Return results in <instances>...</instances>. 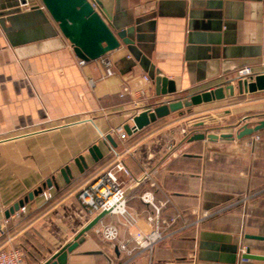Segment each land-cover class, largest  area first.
<instances>
[{"label": "crops", "instance_id": "obj_1", "mask_svg": "<svg viewBox=\"0 0 264 264\" xmlns=\"http://www.w3.org/2000/svg\"><path fill=\"white\" fill-rule=\"evenodd\" d=\"M35 1L43 17H28L8 35L0 25V249L21 247L27 264L44 263L93 219L79 204L80 190L120 162L128 175L117 176L137 228L150 229L151 209L139 199L150 193L155 203H165V221L177 217L162 227L172 237L129 258L92 230L66 264H213L207 260L215 253L222 258L216 264H229L226 249L238 243L264 256V242L244 239L264 237V130L254 134L260 141L253 145L254 135L188 142L199 133L235 135L263 120L264 91L235 89L233 97L171 113L131 136L117 134L162 99L212 91L243 68L264 73V0H116L121 24L142 30L154 72L175 84L176 93L167 96H156L149 73L124 47L79 66L72 46ZM100 60L110 61L112 76L105 77ZM92 147L102 155L98 162ZM79 157L88 167L83 173ZM65 168L72 179L62 175ZM48 180L49 201L39 195L23 214L5 219L8 209ZM102 222L125 238L119 217Z\"/></svg>", "mask_w": 264, "mask_h": 264}, {"label": "water", "instance_id": "obj_2", "mask_svg": "<svg viewBox=\"0 0 264 264\" xmlns=\"http://www.w3.org/2000/svg\"><path fill=\"white\" fill-rule=\"evenodd\" d=\"M51 20L57 25L60 34L69 42L73 48L74 54L81 60L86 62L96 61L105 55L124 47L133 60L149 73L150 79L155 85L156 96H167L176 93L175 84L172 81L156 74L150 65L149 54L144 45L145 37L139 27L132 26L131 23L121 24L119 2L116 0H39ZM114 1L116 4L114 5ZM20 6H29L31 10L27 13L21 11ZM34 15H42L35 0H0V25L8 35L10 31L15 29L19 23L25 21L28 17ZM9 23V27L5 23ZM240 94H251L258 91H264V73L256 74L250 81H237L234 85L226 87H218L212 91L203 92L193 95L187 100L176 101L168 105H159L152 111H144L132 118V126L123 127L125 134H132L141 131L145 127L157 122L158 120L176 113L183 109H190L203 103L213 101H221L226 97H233L234 91ZM199 126H202L199 124ZM264 130V119L257 122L254 126H243L235 135L232 134H195L192 135L188 142L194 141H218V140H242ZM113 148L116 143L111 136L105 138ZM94 162L102 159L100 151L96 147L89 150ZM80 173L87 170V165L82 157L75 161ZM72 179L68 168L62 171V175ZM66 182H68L66 180ZM51 180L29 193L22 200L18 201L8 211L4 217L8 219L11 215L23 207L29 201L38 197L46 188H51ZM107 212L95 216L83 229L77 233L73 240L65 244L60 250L54 253L49 259L42 264H66L67 255L71 254L80 244L86 234L91 232L99 222L106 216ZM1 229V226H0ZM245 240L264 242L263 236L245 235ZM240 244L234 245L230 250L232 260L229 264L240 263L245 261H263L264 256L254 255L250 253L248 248L240 252ZM223 251V250H222ZM218 254H211L207 260L210 263L221 262Z\"/></svg>", "mask_w": 264, "mask_h": 264}, {"label": "built area", "instance_id": "obj_3", "mask_svg": "<svg viewBox=\"0 0 264 264\" xmlns=\"http://www.w3.org/2000/svg\"><path fill=\"white\" fill-rule=\"evenodd\" d=\"M86 61L79 59L78 65L84 66ZM100 65L104 69L105 77L113 75L111 69V63L108 60H100ZM256 74H253L249 68H243L239 70L234 79L226 81L221 87L229 85H235L237 81L247 80L250 81ZM144 80L148 82V78L144 77ZM90 87H94L93 80H89ZM174 95V94H173ZM122 94L120 97H124ZM173 97V96H171ZM162 99L160 105H168L170 103L181 101L175 98ZM134 107L136 103H132ZM119 137L123 138L125 132L123 127L117 130ZM258 135L252 137V142L249 145H253L259 142ZM128 175V171L123 164L117 162L112 167L107 169L104 173L98 176L94 181L82 188L78 193L79 204L86 210L89 218L107 212L109 216L119 217L122 226L126 230L124 239H120L119 229L112 224L103 223L102 221L94 227V233L109 243L113 248L119 252H124L129 258H133L135 255L142 252H151L157 245L172 237L173 233H164L162 231L163 226L173 223L177 220V217L170 219L169 223L162 218V211L165 207V203H155L154 198L150 193L142 194L139 199L144 204L150 207L151 212L146 217V223L150 226V229L146 232L137 228L138 218L132 213L127 206V199L122 184L119 182L118 174ZM148 174L145 177L148 178ZM51 188L44 189L40 196L49 201L52 198L50 193ZM26 211L25 205L14 216H19ZM210 217L209 213H204L203 218ZM7 222V220H5ZM4 231L0 229V239L2 238ZM245 248H240V252H244ZM245 260H241L244 262ZM0 264H27L24 253L17 247H9L0 249Z\"/></svg>", "mask_w": 264, "mask_h": 264}, {"label": "rangeland", "instance_id": "obj_4", "mask_svg": "<svg viewBox=\"0 0 264 264\" xmlns=\"http://www.w3.org/2000/svg\"><path fill=\"white\" fill-rule=\"evenodd\" d=\"M260 138V137H259ZM260 141V140H259ZM17 248H19L23 253H24V255H25V259H26V263H27V254H26V251L23 249V248H21V247H17Z\"/></svg>", "mask_w": 264, "mask_h": 264}]
</instances>
